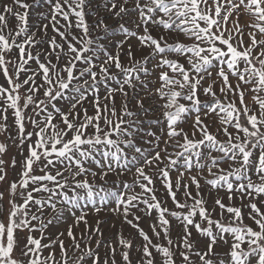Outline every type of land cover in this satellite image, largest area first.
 Segmentation results:
<instances>
[{
    "label": "rangeland",
    "instance_id": "374dc122",
    "mask_svg": "<svg viewBox=\"0 0 264 264\" xmlns=\"http://www.w3.org/2000/svg\"><path fill=\"white\" fill-rule=\"evenodd\" d=\"M0 264H264V0H0Z\"/></svg>",
    "mask_w": 264,
    "mask_h": 264
},
{
    "label": "trees",
    "instance_id": "16d2710c",
    "mask_svg": "<svg viewBox=\"0 0 264 264\" xmlns=\"http://www.w3.org/2000/svg\"><path fill=\"white\" fill-rule=\"evenodd\" d=\"M240 121H241V123L248 129V130H250V131H255V132H258L257 130H256V128L250 123V121H249V119H248V117L246 116V115H244V114H241L240 115ZM257 137V136H256ZM256 137H254V136H250V140H251V142H256L258 139L256 138ZM250 142V143H251Z\"/></svg>",
    "mask_w": 264,
    "mask_h": 264
}]
</instances>
